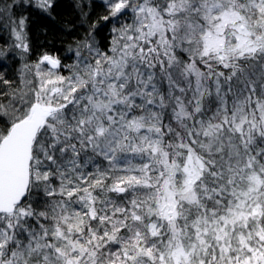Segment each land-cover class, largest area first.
Listing matches in <instances>:
<instances>
[{
	"label": "snow or ice",
	"instance_id": "1",
	"mask_svg": "<svg viewBox=\"0 0 264 264\" xmlns=\"http://www.w3.org/2000/svg\"><path fill=\"white\" fill-rule=\"evenodd\" d=\"M0 264H264V0H0Z\"/></svg>",
	"mask_w": 264,
	"mask_h": 264
},
{
	"label": "trees",
	"instance_id": "2",
	"mask_svg": "<svg viewBox=\"0 0 264 264\" xmlns=\"http://www.w3.org/2000/svg\"><path fill=\"white\" fill-rule=\"evenodd\" d=\"M56 43L59 44V40H57Z\"/></svg>",
	"mask_w": 264,
	"mask_h": 264
}]
</instances>
